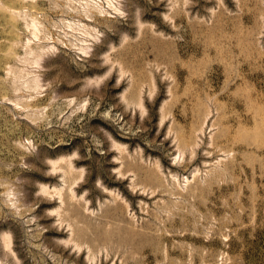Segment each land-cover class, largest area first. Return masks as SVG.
Returning a JSON list of instances; mask_svg holds the SVG:
<instances>
[{"label":"rangeland","instance_id":"374dc122","mask_svg":"<svg viewBox=\"0 0 264 264\" xmlns=\"http://www.w3.org/2000/svg\"><path fill=\"white\" fill-rule=\"evenodd\" d=\"M0 264H264V0H0Z\"/></svg>","mask_w":264,"mask_h":264},{"label":"bare ground","instance_id":"6f19581e","mask_svg":"<svg viewBox=\"0 0 264 264\" xmlns=\"http://www.w3.org/2000/svg\"><path fill=\"white\" fill-rule=\"evenodd\" d=\"M107 2V1H106ZM110 2V1H109ZM108 2V3H109ZM110 4H111V6H112V3L110 2ZM109 4V5H110ZM114 8L117 10V6H114ZM119 12V11H118ZM138 12V11H137ZM137 16V15H136ZM139 20V19H138ZM33 23V22H32ZM35 25V24H34ZM82 26H84L83 24H82ZM34 27H36V25L34 26ZM33 27V28H34ZM70 27V26H69ZM72 27V26H71ZM70 27V28H71ZM35 30H36V28H35ZM82 32V31H81ZM33 33H35V32H33ZM83 33V32H82ZM87 33H88V31H87ZM87 35H90V34H87ZM92 37V36H91ZM81 43H82V41H81ZM82 45H85V44H82ZM80 46V45H79ZM89 46V45H88ZM88 46L87 45H85V46H81L79 49L82 51V52H84L85 53V51H87L86 49H88ZM50 47V46H49ZM53 47V46H52ZM40 55V54H39ZM37 58V57H36ZM34 62H36L35 60H34ZM36 63H38V62H36ZM38 81V80H37ZM34 82H36L35 80H34ZM39 82V81H38ZM36 84V83H35ZM39 85V84H38ZM123 151V150H122ZM120 152V151H119ZM68 160H69V158H68ZM71 162V161H70ZM70 168V167H69ZM68 169V168H67ZM81 169H83V168H81ZM80 169V170H81ZM120 171V170H119ZM69 172V171H68ZM79 172V171H78ZM64 173V172H63ZM119 174V173H118ZM64 175V174H63ZM124 175V174H123ZM80 176V175H79ZM125 176V175H124ZM78 178V177H77ZM81 178V177H80ZM74 180V179H73ZM75 183V182H74ZM42 188V187H41ZM45 189V188H44ZM41 190V189H40ZM109 192V191H108ZM70 193H72V191L70 192ZM74 194V193H73ZM115 194V193H114ZM63 201V200H62ZM116 201V200H115ZM25 202V201H24ZM58 210V209H57ZM55 211V210H54ZM57 212V211H56ZM61 216V215H60ZM62 217V216H61ZM60 220V219H59ZM61 221V220H60ZM66 222V221H65ZM72 232V231H71ZM73 233V232H72ZM73 235V234H72ZM5 236H7V235H4V237ZM10 236V235H9ZM1 238H3V237H1ZM5 239V238H4ZM8 239H10L9 237H7V240H6V242L8 241ZM3 240V239H2ZM5 241H4V243H6ZM8 243V242H7ZM6 243V245H9V244H7ZM9 243H10V240H9ZM65 243V242H64ZM75 244V243H74ZM73 244V245H74ZM6 245H5V247H6ZM77 246V245H76ZM9 247V246H8ZM9 250H10V248H9Z\"/></svg>","mask_w":264,"mask_h":264}]
</instances>
